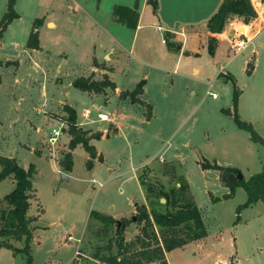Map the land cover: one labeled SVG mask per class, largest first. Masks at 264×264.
<instances>
[{
    "label": "rangeland",
    "instance_id": "1",
    "mask_svg": "<svg viewBox=\"0 0 264 264\" xmlns=\"http://www.w3.org/2000/svg\"><path fill=\"white\" fill-rule=\"evenodd\" d=\"M120 2L37 0L36 3V0H19L14 8L20 17L0 32V65H3L0 66V155L17 158L23 167L29 161L35 165L32 179L34 192L26 213L32 219L29 227L31 235L34 234L30 242L32 264H97L92 255L98 249L104 252L101 247L109 240H115L118 228L122 229L125 241L135 240L142 233L144 222L137 221L140 208L145 207L149 213L171 210L164 204L165 201H161L164 197L159 198L158 191H170L183 182L189 184V192L200 207L208 236L203 242L172 249L169 263L264 264L263 202L258 201L241 210L240 220L234 223L236 206L246 200V192L240 188L234 198L211 206L210 191L221 195L227 188L220 180L219 172L213 169L204 172L198 164L203 158L220 165H229L220 162L229 160L234 163L229 166L238 167L240 173L264 170V146L254 143L250 137L246 142L238 134L237 148L227 150L226 142H235V135L224 134L220 126L226 133L237 126L230 116L214 110L217 106H229L232 96L231 85L225 86L216 80L220 64L210 66L211 72L207 77L209 82L213 81L212 87H209L208 81L196 83V96L193 98L183 88L186 80L171 86V80L175 82L178 77L172 71L161 76L149 70L144 76L148 77L146 98L153 105L156 119L149 125L141 126L138 122L141 116L130 111V118L135 120H132L133 123L125 120L124 131L114 137L111 136L116 132L115 124L109 118L105 121L98 118L102 112L112 116L117 108L112 98H109V103L104 102L112 89L106 88L104 93L97 95L69 84V80L78 76L93 75L94 79H102L101 75L98 77L90 70L93 56L104 59L102 39L105 38L99 24L105 21V11ZM6 6L7 0H0V20ZM43 16L50 17L56 26L51 23L48 27L43 25ZM35 18L43 19L38 27L40 52H31L26 47L25 32L31 30ZM124 31L121 34L123 37L118 35V39H125L122 42L129 47L131 33ZM253 44L254 59L250 63L253 69L250 73L243 72L241 82L247 85L241 87L243 94L237 112L242 120L252 124L264 140V118H260L264 115V31ZM140 46L141 36L136 39L135 56L142 58L147 52L144 49L138 51L143 48ZM234 53L229 50V57ZM237 56L235 61L241 70L248 50ZM7 61L10 64L4 67ZM108 61L106 56L102 64ZM113 64L115 80L129 89L133 88L132 83L137 79L144 78L147 71L131 58H123L121 63ZM17 65L21 67L14 73ZM56 72L60 74L56 76ZM59 81H62L61 85ZM55 83L58 85L55 86ZM187 85L191 87L189 80ZM51 90L57 95L51 96ZM207 90L216 92L217 98L209 96ZM58 93L61 96L65 94L66 103L75 108L78 127L105 135L106 139L100 137L97 141H90L102 157V161L94 159L90 169L86 167L88 154L82 145L73 149L70 170L61 165L69 151L70 135L65 121L68 113L63 110L64 103H57L60 98ZM46 94L45 106L42 107L43 95ZM140 109L144 117L151 111L145 106ZM187 115L195 118L184 126L183 117ZM44 118L46 120L42 122ZM38 124L41 126V138L33 143L39 134L32 127ZM55 128H60L61 134L52 145L49 135ZM22 146L28 149L33 146L36 153L29 154ZM167 163L173 165V172ZM109 167L112 171L107 170ZM60 169L62 172L65 170L67 178H61ZM148 186L153 188V192L147 190ZM13 187L9 181H1L0 199ZM112 205L116 214L128 212L130 205L132 212L113 217L110 214ZM2 207L5 206L0 203ZM92 211L109 215L114 221L102 222L91 216ZM1 239H4L2 234ZM6 239L14 246H23V241L11 237ZM138 247L135 245L132 250ZM0 264H25V256L0 249Z\"/></svg>",
    "mask_w": 264,
    "mask_h": 264
},
{
    "label": "trees",
    "instance_id": "2",
    "mask_svg": "<svg viewBox=\"0 0 264 264\" xmlns=\"http://www.w3.org/2000/svg\"><path fill=\"white\" fill-rule=\"evenodd\" d=\"M15 2L16 0H7L6 11L0 20L1 33L14 19L19 17L14 8ZM261 2L264 4V0H261ZM147 3L153 9H157L158 7L157 0H147ZM112 16L115 22L135 29L139 18L138 2H135L133 6L115 4L112 8ZM233 16L240 17L246 24L252 21L256 17V11L251 0H222L216 12L207 20L206 26L208 31L212 33L221 32L228 18ZM42 21V18H35L33 20L26 41L27 48L40 49L38 27L42 24ZM245 29V26L241 27L242 32ZM169 37L170 32H166L165 42L167 48L172 51L179 50L180 44L170 41ZM215 45L216 39L210 37L208 40V51L210 54L214 52ZM6 63V65H9L10 61ZM252 68V64H248L247 72L250 73ZM92 76H78L72 80L71 84L74 88L94 94L104 93L106 88H115L114 82L109 79L107 74H103L102 79L99 80L94 79ZM220 76H223L226 81H231L233 86L232 110L224 109L223 111L226 114L232 115L236 126L248 132L250 139L254 143H259L264 146L263 138L253 128L252 124L242 120L238 115L237 105L240 91L234 79L224 74H220ZM144 84L145 80L142 79L132 90L121 91L120 98L129 97L132 103H138L151 110L150 104L139 98V95L143 93ZM63 110L68 113L65 121L69 125L67 132L70 135V139L68 142L69 151L65 154L61 165L66 170H70L72 168L71 151L77 145H82L88 154L86 167L90 169L93 166L94 159L102 161L101 155L97 153L95 145L91 144L90 141L92 139H99L102 134L78 127L74 107L65 104ZM150 116L151 111L146 114V118H150ZM168 165L170 166L171 172H173V165ZM199 165L202 169L217 170L223 185L228 188V192L220 198L214 197L210 193L209 195L212 201L233 197L238 187H241L246 192V200L236 207L234 223L239 220L241 210L251 207L258 201L264 204V170L253 173L247 178H238V172L240 171L236 167L220 165L215 161H209L205 158L199 162ZM35 172L34 163H29L27 168H24L14 157L0 155V181L7 177H11L14 180V187L0 199V203L5 206L0 208V232L2 237H4L3 240H0V246L8 248L14 253L21 252L25 256V264H32L30 251L32 235L29 227L32 219L26 213L34 192L32 179ZM147 190L153 192L151 186H148ZM158 194L160 195L159 198L164 197V204L169 206L171 210L164 212L152 211L149 213L145 207L140 208L137 221L144 222L141 229L142 233L137 235L135 240L125 241L121 232L122 229L118 228L115 240H109L105 246L101 247L104 252L101 253L98 249L92 255L93 259L97 261V264H168L165 252L182 247L193 240L203 238L207 235V229L203 222L200 209L190 194L186 182L180 183L178 188L171 189L170 191L162 189L158 191ZM91 216L105 223L114 221L111 216L103 215L97 211H92ZM155 227L157 228L156 230ZM9 237L16 241H23V246L21 248L14 247L7 241L6 238ZM135 245L139 247L132 250ZM114 248L116 249L115 252H113Z\"/></svg>",
    "mask_w": 264,
    "mask_h": 264
},
{
    "label": "crops",
    "instance_id": "3",
    "mask_svg": "<svg viewBox=\"0 0 264 264\" xmlns=\"http://www.w3.org/2000/svg\"><path fill=\"white\" fill-rule=\"evenodd\" d=\"M18 1L19 0H16L15 4ZM119 1H121L119 3L120 5H126V6H133L135 2H138L139 18H138L137 26L135 29H131L121 23L115 22L112 16L113 7L112 6L109 7L108 11H105L104 23L100 21V24H99L102 32L104 33V38H105V39H102L103 41L102 44L104 45L103 46L104 59L100 60L98 57L93 56L92 62L90 65L91 72H96V75L98 77L100 75L103 76V74H107L109 79L115 84L114 90L112 89V93L110 95L109 94L106 95V100H104V102L109 103V98H112L113 100H115L114 104L117 108H115L114 112L112 113V116L110 114H106L102 112V114L107 115V118L110 119V122H112V124H115L116 132L111 137L120 135L124 131L125 126L123 122L125 120L131 121L130 123H133L132 120H135V119L130 118V115H129L130 111L138 112V114L141 116V119L139 121L137 120L141 126L149 125L151 122H153L156 119L153 105L149 103V101H147V98H146L148 77L145 78L144 76L147 75L149 70H154L160 73L161 76L162 75L165 76V73H170V71H172V73L175 75H178V77L175 79V82L173 79L171 80L172 82L171 86L174 87L176 85H179V83H181L183 80H186L187 82L185 81V83L183 84V88L184 90L188 91L187 92L188 96L193 98L194 96H196L195 84L198 82L206 83L209 80L207 75L211 72V67H210L211 64L213 65L220 64L219 69L216 71V80L219 84L223 83L225 86L230 84L233 90L231 81L229 80L226 81L223 76H220V74H224L234 79V82L240 91L239 96H238V105H237V109H239L240 100L243 94L241 87H245L247 85L246 83L241 82V79H243L242 78L243 72L244 70L247 71V65L250 64L254 59L255 49L253 46L254 45L253 42H255V40H257L264 31V4L261 2V0H251L252 5L254 6L255 11H256V17L252 21L246 24L242 21L240 17H237V16L230 17L225 23L222 31L218 33H212L208 31L206 23H207V20L216 12L222 0H157L158 2L157 9H153L150 6V4L147 3V0H119ZM36 3H37V0H36ZM18 15L20 14L18 13ZM43 18H44L43 25L48 27V25L51 23L53 27L56 26V22H54L50 17L43 16ZM9 26L10 24L7 27ZM242 26L246 27L244 32L241 31ZM124 30H127L129 34L131 33V41H130L129 47H127L125 42L124 43L122 42V41H125V39L124 40L118 39V35L122 36L121 34L126 32ZM29 32L30 30L29 31L26 30L25 32V35H27V38H28ZM166 32H170V37H169L170 41L180 44L179 50L172 51L167 48V45L165 42ZM239 32L241 33V36H239L240 35ZM140 36H141V46L140 47H143V48H139L138 51H142V49H144L147 52V55L145 57L142 56L141 54L142 58L135 56L136 39H138ZM210 37H214L216 39L215 49L212 54H210L208 51V40ZM238 37L246 41V46L240 52L234 53V55L229 57L228 51L232 50L234 52V49L231 48L230 43L233 39H237ZM0 44H1V41H0ZM155 45L157 46L156 48H155ZM28 50H30L31 52H33L34 50L40 52L42 50V47L40 45V49L38 50L29 49V48ZM246 50H248V57H246L245 59L243 58L242 60L243 66L241 67V70H239L237 68V64L235 61L236 58L238 57L237 54L243 53ZM106 56L109 57V61L105 65H103L102 62L105 60ZM123 58L125 59L127 58V60L128 58H131L133 62H138V64H141L142 66H144V69L147 70L144 72L146 74L143 73L144 78L140 79V80L144 79L145 84L143 86V93L139 95V98L145 101L146 103L150 104L151 106L150 118H146L142 115V110L140 109L142 105L138 103H132L128 98L127 99L119 98V92L124 91V90H132L136 86V84L140 81L138 79L136 81L134 80L135 82L132 83V85L134 86L131 89L127 88L126 86H121L119 83H117V81L115 80L113 76L115 73V67L113 63H117V64L121 63ZM224 60L225 62L223 64L220 63L221 61H224ZM0 66L2 67L3 65H0ZM5 66L7 65L5 64L4 67ZM20 67L21 65H17L15 67L14 73L18 72ZM58 74L60 73L56 72V76H58ZM0 77H1V74H0ZM54 77L55 76H53L52 78ZM1 79L2 78H0V81ZM188 80L190 81L191 87L187 85ZM71 82L72 81L69 80V84H71ZM209 83H211V87H212L213 81ZM58 84L61 85L62 81L61 82L59 81ZM58 84L55 83L54 85L56 86ZM55 95H57V93L51 90V96H55ZM97 95H101V94H97ZM59 96L60 98L57 99L58 104L59 103L69 104V103H66L65 101L66 100V98H64L65 94L62 96L59 94ZM46 97H47V94L43 95L44 99L42 102V107L45 106ZM197 103H200V101H198ZM224 109L232 110V96H231V103L229 106L228 105L227 106H222V105L217 106L214 110L216 112L226 114L223 111ZM226 115L232 118V115L230 114H226ZM194 118L195 117H193V115L191 116L187 115V117L184 116L183 117L184 126L187 125L188 121L190 120L193 121ZM260 118H264V115L261 116ZM45 120L46 118H44L42 122H45ZM1 123L2 122L0 121V124ZM189 123L190 122H188V124ZM130 125L131 127H135L132 124ZM32 128H34V130L36 129V133L39 134L37 139H35L33 142V143H36L37 140L41 138V126H39L38 124L37 127L35 126ZM222 129H223V126H220V131H222L224 134H227V135L234 134L235 135V140H234L235 142H232V143L229 142L228 144L226 142L225 145L229 147L227 150H230V148L231 149L237 148L238 139L236 138L239 137L238 134H241L242 136L241 139L244 138L246 142L248 141V138L250 137L248 132L242 129H239L238 127L235 128L233 126V130H232L234 132H237V134L233 133L232 131H230L229 133L228 132L226 133V131H223ZM240 132H244V133H240ZM262 136L264 137L263 134ZM100 139H106L105 135H102ZM95 141H97V139H95ZM234 144L236 145L234 146ZM22 148L27 150L28 153L31 155H34L36 153V152L34 153L33 151V148H34L33 146H30L29 149L23 146ZM216 148L217 147H215V149ZM73 152L74 150L71 151L72 154ZM42 155L43 154H41V156ZM15 159L17 160V158ZM30 162L31 161H29V163ZM220 162H223L229 165H234V163L230 162L229 160H221ZM229 165H225V166H229ZM27 166L28 165L24 166V168H27ZM65 170H63L62 172V170L60 169V172L64 173ZM107 170L112 171L110 167ZM202 170L206 172L212 169H202ZM69 173H71V171ZM242 174L246 178V177H249L253 173L248 171ZM5 180L9 181L11 185H14L13 178L7 177L1 181H5ZM240 188L241 187L236 188L235 193L232 198H234L235 195L240 191ZM227 192H228V188L222 194H225ZM210 193L214 197L220 198L222 196V194L215 195L211 191ZM209 199H210L211 206L217 205L221 200H225V199H220L218 201H212L210 198V195H209ZM144 202H145V199L141 203L144 204ZM110 209L113 210L110 213L113 217L125 216L126 213L132 212V205L129 206L128 212H125V213L116 214V212H114L115 207L113 205L110 207ZM239 217H240V213H239ZM33 235H32V238H33ZM207 236H208V232L205 237L193 240L179 248H184L185 246L190 245L192 242H197V241L203 242L204 240H206ZM14 247L21 248L17 246H14ZM0 249H7L11 251L13 255L22 254L21 252L14 253L12 250L5 248L3 246H0ZM170 253H171V250L165 252V257H166L168 264H170L169 263Z\"/></svg>",
    "mask_w": 264,
    "mask_h": 264
},
{
    "label": "built area",
    "instance_id": "4",
    "mask_svg": "<svg viewBox=\"0 0 264 264\" xmlns=\"http://www.w3.org/2000/svg\"><path fill=\"white\" fill-rule=\"evenodd\" d=\"M231 47L232 49H234V52H240L241 50H243L246 46V41L243 39H235V41L231 42ZM209 87H211V83H209ZM207 93L209 96H211L212 98H216L217 97V93L211 90H207ZM98 118L100 120H107V115L106 114H98ZM61 134V129L60 128H55L52 130V132L49 135V142L50 144L54 145L57 138L59 137V135Z\"/></svg>",
    "mask_w": 264,
    "mask_h": 264
},
{
    "label": "water",
    "instance_id": "5",
    "mask_svg": "<svg viewBox=\"0 0 264 264\" xmlns=\"http://www.w3.org/2000/svg\"><path fill=\"white\" fill-rule=\"evenodd\" d=\"M242 177V173L238 172V178ZM61 178H67V176L64 173H61ZM161 201H165L164 199H161ZM118 226H119V222H118ZM1 235V232H0Z\"/></svg>",
    "mask_w": 264,
    "mask_h": 264
}]
</instances>
